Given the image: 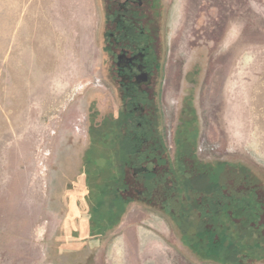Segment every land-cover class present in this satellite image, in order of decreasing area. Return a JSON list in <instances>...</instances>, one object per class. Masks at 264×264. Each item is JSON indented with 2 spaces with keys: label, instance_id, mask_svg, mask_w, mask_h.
Returning a JSON list of instances; mask_svg holds the SVG:
<instances>
[{
  "label": "rangeland",
  "instance_id": "rangeland-1",
  "mask_svg": "<svg viewBox=\"0 0 264 264\" xmlns=\"http://www.w3.org/2000/svg\"><path fill=\"white\" fill-rule=\"evenodd\" d=\"M103 4L0 0V264H239L243 241L248 264H264L256 232L220 219L209 236L200 205L213 183L255 185L264 210V0H162L152 12L160 66L140 113L163 177L100 215L128 152Z\"/></svg>",
  "mask_w": 264,
  "mask_h": 264
},
{
  "label": "flooded vegetation",
  "instance_id": "flooded-vegetation-1",
  "mask_svg": "<svg viewBox=\"0 0 264 264\" xmlns=\"http://www.w3.org/2000/svg\"><path fill=\"white\" fill-rule=\"evenodd\" d=\"M106 6L107 10L103 4L105 23L108 25L105 32L106 47L112 52L113 67H116L119 85L125 92L124 107L128 108L122 120L128 128L126 138L128 152L123 150V169L117 170L113 176L110 174L107 180L105 194L102 195L103 201L97 209L100 215H103L106 209H115L120 201L131 199L134 192L143 194L144 189H151L153 180L158 182L163 177V172L161 173L159 168L165 166L163 154L160 153L161 145L151 135L152 119L140 113L144 104H150L149 94L153 86L154 72L160 66L158 34H153L151 22L152 12L161 8L162 0H106ZM139 113L141 115H138ZM127 167L133 171L132 182L127 178ZM109 169L112 170L111 167ZM138 176L144 177L145 182ZM137 183H141L143 189H138ZM216 184L213 183L209 187L208 202L200 203L202 206L204 204L203 207L208 203L212 209V214L205 217L208 220L206 222L208 227L204 228L206 233L211 236L214 231L222 229L218 220L229 219L230 225L232 223L238 225L237 230H240L241 236H247L254 231L258 240L264 241V210L262 203L257 199L256 186L250 185L249 189L238 191L236 188L224 190ZM199 202H195L196 208H202ZM184 221V218H180L183 230L188 229ZM230 231H233L232 228ZM229 237L234 243V238L230 235ZM248 243L243 241L240 247L239 264H248L252 259L248 253L255 248ZM211 244L212 248L220 246L219 243ZM262 249L264 250V245Z\"/></svg>",
  "mask_w": 264,
  "mask_h": 264
},
{
  "label": "bare ground",
  "instance_id": "bare-ground-1",
  "mask_svg": "<svg viewBox=\"0 0 264 264\" xmlns=\"http://www.w3.org/2000/svg\"><path fill=\"white\" fill-rule=\"evenodd\" d=\"M100 176V175H99ZM100 178V177H99ZM97 181V180H96ZM100 182V181H99ZM93 184H94V182H93ZM80 225V224H79ZM81 226V225H80ZM79 230V229H78Z\"/></svg>",
  "mask_w": 264,
  "mask_h": 264
}]
</instances>
